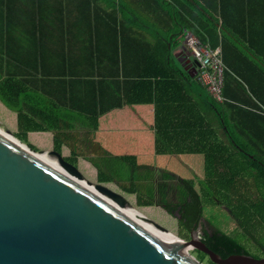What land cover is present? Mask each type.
I'll use <instances>...</instances> for the list:
<instances>
[{"label":"trees","instance_id":"1","mask_svg":"<svg viewBox=\"0 0 264 264\" xmlns=\"http://www.w3.org/2000/svg\"><path fill=\"white\" fill-rule=\"evenodd\" d=\"M226 1L229 0H216L210 7L205 0L195 1L196 10L183 6V14L177 9L176 24L164 33L154 34L151 43L132 31L136 20L118 21L109 15L113 10L111 3L100 7L88 1L86 10H79L76 16L85 13L93 21L88 23L92 31L109 28L106 36H84L72 28L85 29L87 25L69 18L79 2L0 0V80H17L52 103L56 116L55 127L50 131L52 150L62 154L63 148L68 149L66 162L76 167L78 159L84 158L95 168L97 183L113 184L125 194L135 195L138 206H160L169 214L178 207L181 211L184 208L186 221L178 222L189 239V214L203 213L194 182L177 178L167 170L138 164L134 155H112L95 140L99 118L128 106L134 84L151 79L153 61H157L179 81L181 103L197 104L203 127L214 131L212 177L202 182L206 203L215 201L223 207L242 236L263 254L264 46L240 49L243 44L237 35L248 28L244 20L231 23L228 17L236 13L225 11ZM232 5L241 8V12L244 8L240 0ZM100 10L106 19L97 14ZM53 28H60L59 33L50 34ZM184 29L191 31L201 44L220 49L224 65L222 102H214L197 83L195 71L185 63L186 54L181 51L175 55ZM103 37L110 43L98 44ZM82 38L89 46L79 51L80 43L75 48L72 44ZM13 108L20 128L15 137L26 143L21 101L14 100ZM155 174L159 177L157 182L153 180ZM213 181L217 182V195ZM209 227L212 235L204 233L201 240L210 250L222 258L251 255L236 238ZM196 252L201 263L207 256Z\"/></svg>","mask_w":264,"mask_h":264},{"label":"water","instance_id":"2","mask_svg":"<svg viewBox=\"0 0 264 264\" xmlns=\"http://www.w3.org/2000/svg\"><path fill=\"white\" fill-rule=\"evenodd\" d=\"M185 63L194 71L198 66ZM46 153L66 174L0 133V264H201L181 248L201 252L213 264H264V257L246 254L222 258L194 233L173 245L160 242L120 212L133 208L121 194L87 181L57 151Z\"/></svg>","mask_w":264,"mask_h":264},{"label":"crops","instance_id":"3","mask_svg":"<svg viewBox=\"0 0 264 264\" xmlns=\"http://www.w3.org/2000/svg\"><path fill=\"white\" fill-rule=\"evenodd\" d=\"M70 1L76 3L79 2V6H76L72 10L73 13L69 18L71 20L75 19L79 21L80 24L82 23L81 25H83V22L85 25H87L85 29H80L77 27L72 28L74 29V33L80 32L83 33L84 36L94 33L102 36L108 35L106 34V29L109 28L104 26L100 31L96 30L94 32L88 25L91 20L85 16V13H82L79 16H76V14H78L79 10L81 9L86 10L88 1L91 2V5H94L95 3L100 7H105L107 3H111L113 10L109 13V15L113 16L118 21L127 22V20H136L135 23H132V25L135 27L131 28L132 31L143 36L148 40V42L151 43L154 41V34H158L160 31L161 33H164L166 32L167 28L173 27L176 24L177 9H179L181 11L180 13L182 14L184 13L183 6H186L189 11H195L196 9L194 2H202V0H164V2L168 3L164 5L163 1L160 0H124L123 2H120L119 0ZM205 1L207 3V6L209 7L211 5L214 6V4L216 3V0ZM237 1L238 0L226 1L225 11L230 9L236 13L234 15H229L228 18L231 23L239 24V22L244 20V25L248 28L242 34L237 35L239 37L238 40L243 44L240 49H246L247 46L255 47L256 49H262V47L264 46V0H240L241 7L242 2L244 3L242 12L241 8L237 9L232 5ZM159 2L162 4V6H159ZM122 3L124 4V6H126L127 9L121 5ZM108 10L110 11V9ZM97 14H99L100 17H104V19H106L107 17L102 14L101 10ZM224 16L226 17L227 13H225ZM171 18H174V20H171ZM102 24L103 23H100V25ZM59 29L60 28H53L49 30V33H59ZM184 31H188L192 34V32L187 29H184L182 31V34ZM77 43H80V49H78L79 51H83L84 47L89 46V43L83 42V38L80 40V42H73L72 46L74 48L77 47ZM107 43H110L107 37H103L100 40L98 39V44L100 45H106ZM136 50H139V48H136ZM179 52L180 50H176L175 55H178ZM81 61L84 62L85 60L81 58ZM156 64L159 65L160 69H156ZM194 75H196V71L194 72ZM31 92L36 96L37 99L35 100V103L33 100L28 102L32 107V110L45 115V117L48 118V121H52V124H54L55 126L54 119L56 118V116L51 110L52 103L47 101L50 105L49 107L48 103L45 102L46 99L44 97H42L41 95V97H39V95L34 91ZM41 98L44 101L43 104L40 100ZM129 102L130 103L128 106L110 111L99 118V127L95 134V140L107 151L108 149L106 148V145L103 143L102 139L104 137L106 138L109 135L108 133L110 131L133 130L137 128L135 126L136 124L141 125V127L139 128H141L143 132L138 138L130 136V139L138 140V144L141 147L151 145V142H154V138H152L147 133V126L156 133L160 144H164V148H169L175 154H177L176 150L180 149V145H183L184 147L185 144H189L188 139L190 137H193L195 141H191L192 147L196 146L200 148V150H202L204 146H208V137L210 133H212V136H214L213 130L205 129L203 127L202 115L199 118L200 123L190 120V111L188 112L187 107L189 104L192 106L195 103H181L179 81L170 71L162 67L157 61H153V73L151 79L136 81L130 94ZM135 102L137 103V108L135 107ZM45 104H47V106ZM123 110H129L130 112L127 114L133 116V118L122 115L121 111ZM50 112V115H52V117L48 116V113ZM108 115H110V117ZM23 116H25V118L27 119L25 113ZM106 116H108L109 118H106V120L104 121V125L103 119ZM122 124L128 126L120 127V125ZM131 125H133V127H131ZM23 129L27 130V127L23 126ZM211 146L210 151L212 154L214 147L211 148ZM188 148V151L191 153L190 146H188ZM200 152L201 151H197L198 154H200ZM111 154L114 155V153ZM200 157L201 156L198 155L197 161L200 160ZM150 166H152L153 168H159L156 164ZM171 173L174 174V172Z\"/></svg>","mask_w":264,"mask_h":264},{"label":"rangeland","instance_id":"4","mask_svg":"<svg viewBox=\"0 0 264 264\" xmlns=\"http://www.w3.org/2000/svg\"><path fill=\"white\" fill-rule=\"evenodd\" d=\"M181 42V40H180ZM182 68V67H180ZM156 69H160L159 65L156 64ZM26 86L20 83L17 80L11 79H1L0 80V131L3 133L10 132L13 139L18 140L15 135L20 132L19 124H18V115L13 110V101L19 100L22 103L23 112L27 116H23L24 126L27 127V130L23 129L22 132L26 133V143L24 144L28 147V145L32 146L34 150H32L36 154H45L48 159L56 161V159L51 158L47 155L46 152L52 150L53 134L50 132L53 130L54 124L52 121H48V118L45 117L42 113H38L37 111L32 110V107L28 103L29 101H34L36 96L31 92V90H26ZM38 97V96H37ZM39 97H41L39 95ZM42 104L44 103L43 99H40ZM47 102V101H45ZM48 103V102H47ZM29 104V105H28ZM47 106V104H45ZM48 106L50 107L49 103ZM135 107L137 108V103L135 102ZM188 112L190 113V120L194 122L200 123V117L202 115L201 109L197 104H193L192 106L188 105ZM129 110L121 111L122 115L133 118V116L127 114ZM48 113V116L52 117ZM24 115V114H23ZM110 117V115H108ZM104 117L103 122L108 117ZM108 117V118H109ZM28 120V121H27ZM55 120V119H54ZM55 123V121H54ZM46 125H51L50 129ZM105 125V122H104ZM128 125H120V127H124ZM137 128L133 130H115L110 131L108 136L102 139L103 143L106 145V148L109 152L114 153V155H134L137 158L138 164L142 165H157L160 170H167L169 172H174L177 178L192 180L194 182V188L197 194L200 197L201 204L203 205V217L207 221V223L214 228L228 234L234 238H236L240 243L244 244L248 249L249 253L252 256L260 257L262 252L255 245H251V242L242 236L241 232L237 229L235 222L229 215V213L221 206L217 205L215 201L211 204L206 203L205 201V190L203 188L202 182L205 179L212 177V154L210 151L211 148L214 147V136L210 133L208 137V146H204L202 150L200 148L193 146L192 142L194 141L193 137L188 139L189 144L180 145V149L176 150L177 154L173 153L169 148H164V144H160L159 139L156 136V133L151 130V128L146 126L147 133L154 138V142H151V145L141 147L138 144V140L130 139V136L139 137L143 132L141 130V125L136 124ZM133 127V125H131ZM143 142V141H141ZM212 143V144H211ZM190 146L191 153L188 151ZM29 148V147H28ZM30 149V148H29ZM31 150V149H30ZM197 151H201L200 154ZM68 155V149L63 148L62 156L63 158ZM198 155H200V160H198ZM58 164V163H57ZM60 167V166H59ZM77 170L84 176V178L92 183L96 182V170L95 168L84 158L80 157L76 164ZM158 174H155L153 177L154 181H158ZM176 178V179H177ZM108 188L113 191L121 194L134 209H136L139 213L142 214L145 218L153 221L155 224L163 227L172 235L176 236L179 239L188 240L186 238V231H184L183 227L180 226L179 220H177L174 216L169 214L164 208L156 205L152 206H138L136 204L135 195L125 194L121 188H117L113 184H106ZM213 190L217 195L218 186L217 182L213 181ZM105 197V196H104ZM179 236V237H178ZM264 243V238L261 240ZM186 255H188L193 261L198 257V254L192 248L186 251ZM210 260L206 257L201 264H209Z\"/></svg>","mask_w":264,"mask_h":264},{"label":"built area","instance_id":"5","mask_svg":"<svg viewBox=\"0 0 264 264\" xmlns=\"http://www.w3.org/2000/svg\"><path fill=\"white\" fill-rule=\"evenodd\" d=\"M182 47L187 55L198 64L196 81L214 102H222L223 72L220 49L202 45L190 32L184 31Z\"/></svg>","mask_w":264,"mask_h":264},{"label":"bare ground","instance_id":"6","mask_svg":"<svg viewBox=\"0 0 264 264\" xmlns=\"http://www.w3.org/2000/svg\"><path fill=\"white\" fill-rule=\"evenodd\" d=\"M1 134H3L6 138L13 140V141H18L16 139H13L11 135H8L6 133H3L0 131ZM36 156L38 158H40L41 160H43L44 162H46L47 164L51 165L52 167L56 168L57 170L61 171L62 173L66 174L65 171L59 167V165L51 160L48 159L45 154H36ZM81 184H83L84 186L88 187L84 182H81ZM90 188V190H93L96 194H98L92 187H88ZM99 196H101L100 194H98ZM103 198H105V200L109 201L111 204H113L114 206H116L114 203H112L109 199H107L106 197L102 196ZM119 208V207H118ZM120 212L122 214H124L125 216L133 219L135 222H137L138 224H140L142 227H144L148 232H150L156 239H158L160 242L167 244V245H173L178 241V238L174 235H172L171 233H165L162 232L158 229H156L154 226H152L151 224L147 223L146 221L143 220L142 214L139 213L136 209L134 208H119ZM191 248H181L180 252L182 255H184L185 257H187L189 260H192L188 255H186V251H188Z\"/></svg>","mask_w":264,"mask_h":264},{"label":"flooded vegetation","instance_id":"7","mask_svg":"<svg viewBox=\"0 0 264 264\" xmlns=\"http://www.w3.org/2000/svg\"><path fill=\"white\" fill-rule=\"evenodd\" d=\"M188 204H192L191 201H187ZM182 208L184 207V204H181ZM184 208L182 211L180 210V207L174 209V213H171L172 216H174L177 219V215H180V218L177 219L179 222H185L186 220L183 217L184 214ZM189 220L187 224V229H188V234L190 235L191 233H194L197 235L200 240L204 239V233H208L209 236L212 235L211 228L209 227V224L207 221L204 219L203 215L202 216H197L196 214H189ZM264 257V254L261 256V258Z\"/></svg>","mask_w":264,"mask_h":264},{"label":"clouds","instance_id":"8","mask_svg":"<svg viewBox=\"0 0 264 264\" xmlns=\"http://www.w3.org/2000/svg\"><path fill=\"white\" fill-rule=\"evenodd\" d=\"M183 35V34H182ZM182 35H181V42H180V52L181 51H183L185 54H186V61L188 60V61H190V62H192V63H194V61L187 55V53L183 50V47H182ZM197 39V38H196ZM198 40V39H197ZM199 41V40H198ZM200 42V41H199ZM203 45V44H202ZM204 46H206V45H204ZM208 47V46H207ZM208 48H210V47H208ZM216 49V48H215ZM179 52V53H180ZM221 52V51H220ZM179 55V54H178ZM221 56V55H220ZM195 71H196V67H195Z\"/></svg>","mask_w":264,"mask_h":264}]
</instances>
